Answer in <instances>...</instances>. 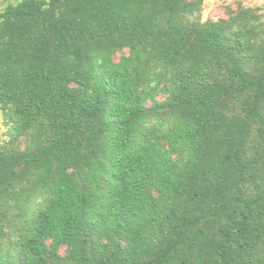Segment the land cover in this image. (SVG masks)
<instances>
[{"label": "trees", "instance_id": "16d2710c", "mask_svg": "<svg viewBox=\"0 0 264 264\" xmlns=\"http://www.w3.org/2000/svg\"><path fill=\"white\" fill-rule=\"evenodd\" d=\"M205 0H0V264H264V14Z\"/></svg>", "mask_w": 264, "mask_h": 264}, {"label": "rangeland", "instance_id": "374dc122", "mask_svg": "<svg viewBox=\"0 0 264 264\" xmlns=\"http://www.w3.org/2000/svg\"><path fill=\"white\" fill-rule=\"evenodd\" d=\"M239 5L258 8L264 14V0H205L202 18L204 21L225 18L227 16L226 11L229 8L236 9ZM9 132L10 127L4 122L0 109V143L7 139Z\"/></svg>", "mask_w": 264, "mask_h": 264}]
</instances>
